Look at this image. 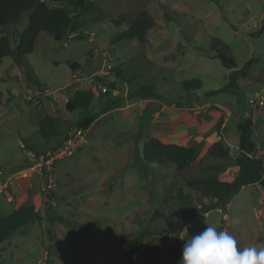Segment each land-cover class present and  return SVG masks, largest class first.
Returning <instances> with one entry per match:
<instances>
[{"label": "rangeland", "instance_id": "obj_1", "mask_svg": "<svg viewBox=\"0 0 264 264\" xmlns=\"http://www.w3.org/2000/svg\"><path fill=\"white\" fill-rule=\"evenodd\" d=\"M90 1L95 9L85 13L74 30L59 41L42 32L27 57L43 94L13 58L0 65V216L25 204L35 205L42 215L0 243V264H46L47 248L53 264H179L175 251L207 226L229 232L238 248L264 245L262 185L249 184L238 192L225 211L227 221L220 209L188 217L192 207L211 200L188 188L187 180L205 177V166L212 163L225 164L219 177L232 180L238 173L234 150L229 148L226 159L198 158L183 171L174 163L145 162L150 113H141L140 97L131 94L149 85L169 101L196 93L229 112L231 130L252 116L253 140L264 156V105L258 104L264 99V0ZM143 9L156 21L147 41L115 43ZM21 29L22 24L15 30ZM213 37L230 46L239 67L258 59L234 91L209 94L225 86L230 74L211 50ZM72 64L78 65L75 70ZM192 78L201 79L202 87L188 92L182 83ZM102 87L108 92H101ZM76 89L93 91L89 110L100 116L88 130L89 143L59 161L53 188L46 192L31 153L52 149L77 128L84 111L65 108ZM45 114L57 119L48 138L36 125L37 115L41 120ZM179 190L190 198H180ZM146 230L150 235L132 248L131 242ZM154 245L164 257L145 262L144 251Z\"/></svg>", "mask_w": 264, "mask_h": 264}, {"label": "trees", "instance_id": "obj_2", "mask_svg": "<svg viewBox=\"0 0 264 264\" xmlns=\"http://www.w3.org/2000/svg\"><path fill=\"white\" fill-rule=\"evenodd\" d=\"M93 9H95V4L90 0H0V61L7 57L13 58L16 66L23 70L27 81L37 88L38 93L43 94L42 85L38 79L34 78V71L27 59L35 50L38 36L45 32L50 34L54 40H62L75 29L82 16ZM20 24H22V29L18 32L15 29ZM155 25L156 21L149 11L143 9L115 38L114 42L136 38L141 43H145L150 29ZM13 43L15 44L13 45ZM210 47L213 53L219 57L223 66L230 70V74L229 82L225 86L209 94L234 91L238 86V81L247 77L258 59L252 57L239 67L238 59L233 56L230 46L220 38L213 37ZM77 66V64H72L71 68L75 70ZM113 71L123 78L119 69ZM182 86L188 92L198 90L202 87V81L199 78H192L184 80ZM131 94L142 99L163 97L162 92L155 85L139 87ZM93 98L94 94L91 89H76L67 100L65 108L68 112L79 109L84 111V115L76 120L78 128L89 129L99 118L98 113L89 110ZM0 101H3L1 92ZM56 121V117L45 114L38 125L40 134L45 138L51 136L56 130ZM222 122L223 119L218 121V128ZM237 128L239 143L234 152V162L238 169L237 175L232 180H223L219 175L226 171L225 164L212 163L205 166L207 172L205 177L187 180L188 188L211 200L199 207H192L189 218H193L197 214H206L216 208L221 209L224 215L232 199L244 186L249 184L264 186V156L256 153V143L253 140L255 122L252 116H246L237 124ZM201 147L200 145L185 146L164 143L156 137H149L143 144V158L148 163H174L177 170L183 171L191 167L193 162L198 159ZM229 148L228 144L220 139L209 147L205 156L226 159L229 156ZM35 153L40 155L37 151ZM178 196L182 199L190 198L189 195L183 194L182 190H179ZM47 205L51 207L50 203ZM160 216L163 215L160 214ZM35 220H42V215L33 204L22 205L9 215L0 216V243L8 240L19 228L25 227ZM222 220L225 221L224 218ZM147 235H150V232L146 230L131 242V247L135 249ZM51 240L56 243L57 237L54 236ZM183 246L184 244L175 251L176 260H181ZM45 252L46 264H53L49 248ZM143 257L145 262L149 263L162 259L164 253L158 245H154L151 249L144 251Z\"/></svg>", "mask_w": 264, "mask_h": 264}, {"label": "crops", "instance_id": "obj_3", "mask_svg": "<svg viewBox=\"0 0 264 264\" xmlns=\"http://www.w3.org/2000/svg\"><path fill=\"white\" fill-rule=\"evenodd\" d=\"M4 59L0 61V65ZM15 72L16 70L13 71V74ZM139 102L142 106L141 113L147 111L150 113L149 116L151 121L148 127V138L156 137L164 143H176L185 146L200 145L202 146L201 153L198 157L200 159L205 156L209 147L220 139L224 140L234 152L238 147L239 131L237 127V129L234 127L232 130L229 128V112H226L222 106L218 104L206 100L202 101L196 93L190 97H187V95L183 96L179 100L169 101L164 97L140 98ZM39 118L40 117L37 115V127L40 121ZM220 119H223V122L218 128L217 123ZM253 121L255 122L256 131V121L255 119H253ZM239 122L240 121L236 123V126ZM24 141L27 142L26 140ZM256 153L261 155L258 151L257 145ZM253 185L255 187L261 186V184ZM27 186L28 185L24 183L23 189L26 190L28 188ZM26 192L28 191L26 190ZM259 204L263 206L259 218L260 222L264 225V200H260ZM216 209L218 210L219 208ZM209 213L210 212L206 213V215ZM222 218L227 221V213L224 214Z\"/></svg>", "mask_w": 264, "mask_h": 264}, {"label": "clouds", "instance_id": "obj_4", "mask_svg": "<svg viewBox=\"0 0 264 264\" xmlns=\"http://www.w3.org/2000/svg\"><path fill=\"white\" fill-rule=\"evenodd\" d=\"M179 264H264V245L238 248L229 232L207 226L185 239Z\"/></svg>", "mask_w": 264, "mask_h": 264}, {"label": "built area", "instance_id": "obj_5", "mask_svg": "<svg viewBox=\"0 0 264 264\" xmlns=\"http://www.w3.org/2000/svg\"><path fill=\"white\" fill-rule=\"evenodd\" d=\"M77 81L81 78L74 74ZM90 81V79H89ZM101 92L107 93L108 89L106 87L101 88ZM259 105H264V99L260 98ZM88 130L83 128H76L74 131L70 132L64 141L53 147L44 151L42 154L37 155L36 153H31L36 159V167L39 168L44 176L45 182L43 184L44 191H51L54 184V169L59 163V161L73 156L76 152L82 149L89 143ZM24 147L25 144H22ZM0 175H3V170H0ZM6 186V184H5ZM221 210V209H220ZM222 211V210H221Z\"/></svg>", "mask_w": 264, "mask_h": 264}]
</instances>
